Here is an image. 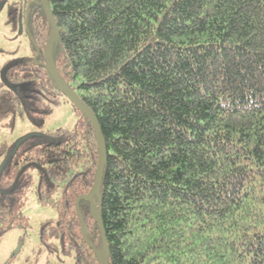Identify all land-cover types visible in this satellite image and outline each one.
Here are the masks:
<instances>
[{
	"label": "trees",
	"instance_id": "trees-1",
	"mask_svg": "<svg viewBox=\"0 0 264 264\" xmlns=\"http://www.w3.org/2000/svg\"><path fill=\"white\" fill-rule=\"evenodd\" d=\"M48 2L53 65L106 145L95 202L109 264H264V0ZM5 8L33 56L0 74V121L40 126L70 102L45 66L51 24L41 0H0ZM80 117L0 148V238L27 229L33 196L55 213L40 253L60 261L47 264H99L101 233L82 198L99 146Z\"/></svg>",
	"mask_w": 264,
	"mask_h": 264
},
{
	"label": "rangeland",
	"instance_id": "rangeland-1",
	"mask_svg": "<svg viewBox=\"0 0 264 264\" xmlns=\"http://www.w3.org/2000/svg\"><path fill=\"white\" fill-rule=\"evenodd\" d=\"M7 19V9L0 10V74L4 67L13 60L33 56L30 39L26 35L20 34L19 31L13 30ZM80 119V112L74 105L71 102L63 101L61 105L53 108L51 114L46 116L44 123L40 126L33 124L29 118L17 119L13 126L8 125V120H1L0 148L4 144L15 143L33 131L49 132L60 127H73L78 124ZM23 213L27 220V229L13 227L6 230L0 238V262L2 264L59 262L57 255L40 253L42 224L46 220L52 219L55 213L47 207L39 206L33 196L27 197ZM19 243H22L19 252L10 259ZM66 264H71V262L67 261Z\"/></svg>",
	"mask_w": 264,
	"mask_h": 264
},
{
	"label": "water",
	"instance_id": "water-1",
	"mask_svg": "<svg viewBox=\"0 0 264 264\" xmlns=\"http://www.w3.org/2000/svg\"><path fill=\"white\" fill-rule=\"evenodd\" d=\"M41 4L50 21L51 28H52L51 34L47 40L46 47H45L46 69L50 73L51 77L53 78L54 82L59 87L61 92L68 98V100L80 112H82L89 119L90 123L92 124L94 128V131L97 137L98 146H99V159H98V165H97V173H96L95 181H94V184L92 185V188L90 189L89 193L83 196L82 198L90 202L91 216L97 222L100 233H101V241H102L101 250L100 251L96 250L94 245H91V247L96 253L99 264H109V255H110L109 245H108V241H107L104 226H103L102 216L97 211L96 202H95V197L100 195L104 166L107 160V150H106L105 141L103 138L100 125L98 123V120L94 112L84 103V101L80 98L78 93L74 89H72L66 81H64V79L60 76V74L57 72V70L55 69L53 65L52 47H53V44L59 39V32H58V28H57V25H56L54 16L52 14L51 7L49 5L48 0H41ZM5 69L6 67H4V69L1 71V77L3 81H5V77H4ZM22 140L23 139H21V141ZM4 165H5V161H3L0 166V175H1ZM81 228H82L83 236L86 238V228H85V224L83 221L81 223ZM21 245L22 243L18 244L13 254L19 252Z\"/></svg>",
	"mask_w": 264,
	"mask_h": 264
},
{
	"label": "flooded vegetation",
	"instance_id": "flooded-vegetation-1",
	"mask_svg": "<svg viewBox=\"0 0 264 264\" xmlns=\"http://www.w3.org/2000/svg\"><path fill=\"white\" fill-rule=\"evenodd\" d=\"M18 31H19L20 34L25 35V31H24L23 28L20 27Z\"/></svg>",
	"mask_w": 264,
	"mask_h": 264
}]
</instances>
